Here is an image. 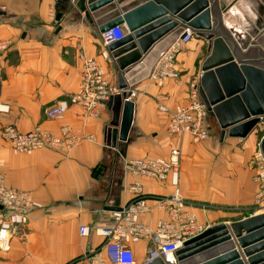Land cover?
Segmentation results:
<instances>
[{
  "label": "crops",
  "instance_id": "1",
  "mask_svg": "<svg viewBox=\"0 0 264 264\" xmlns=\"http://www.w3.org/2000/svg\"><path fill=\"white\" fill-rule=\"evenodd\" d=\"M254 6L253 0H239L226 14L225 25L239 36L250 32L245 37L248 42H243L246 46L256 39L264 48V15L256 13ZM58 11L62 12L60 20ZM0 38L11 42L0 56V103L4 105L0 110L1 168L8 186L30 192L41 204L16 228L10 247L0 245V264H69L79 260L90 248L103 245L105 238L95 226L109 222L114 207L130 200L136 181L153 205L143 221L155 226L166 216V210L156 204L157 198L172 193L176 186L134 175L126 164L144 156H168L175 146L182 152L178 188L194 203L192 209L201 221L208 226L229 223L264 211L251 162L262 132L255 130L246 138L225 134L221 139L220 126L208 111L209 138L195 142L189 133H168L170 111L189 101L190 84L200 80L203 57L198 67L195 61L203 45L208 49L207 40L193 35L184 43L176 62L177 77L159 84L149 74L131 86L133 125L127 141L111 147L106 142V128L119 122L121 105H106L97 116L79 104H70L62 119L46 113L77 90L82 50L95 57L120 88L117 64L95 22L70 0H0ZM9 124L22 131L40 124L52 132L70 125L82 139L70 150L41 148L16 153L2 133ZM82 225L90 227L87 235L81 234ZM130 246L144 263L149 242L140 240Z\"/></svg>",
  "mask_w": 264,
  "mask_h": 264
},
{
  "label": "water",
  "instance_id": "2",
  "mask_svg": "<svg viewBox=\"0 0 264 264\" xmlns=\"http://www.w3.org/2000/svg\"><path fill=\"white\" fill-rule=\"evenodd\" d=\"M237 1L70 0L100 33L119 24L127 28L122 38L106 45L117 64L120 87L107 106H122L119 122L106 128L107 145L117 147L129 137L135 113L131 86L149 76L161 52L190 30L208 42L198 89L220 126L221 139L225 134L246 138L258 128L264 115V48L256 39L243 44L250 32L239 36L226 27V14ZM253 1L256 13L264 15V0ZM61 16L58 11L56 18ZM259 147L264 154V134ZM147 264H264V211L209 225L173 257L162 254Z\"/></svg>",
  "mask_w": 264,
  "mask_h": 264
},
{
  "label": "built area",
  "instance_id": "3",
  "mask_svg": "<svg viewBox=\"0 0 264 264\" xmlns=\"http://www.w3.org/2000/svg\"><path fill=\"white\" fill-rule=\"evenodd\" d=\"M127 33L124 24H119L101 33L105 45L122 38ZM194 33L190 30L186 35L180 34L155 61L150 77L162 84L168 78L177 77V56L184 43ZM10 40L0 38V56L9 48ZM104 56L111 57L104 51ZM79 57L82 61V71L78 88L68 96L46 110L48 117L64 118L70 104H79L86 108L90 115H99L107 105L110 96L119 92V88L110 80L108 74L98 62L83 50ZM201 76V73H200ZM192 83L189 101L176 105L169 113L167 130L170 135L189 133L195 142L209 138L207 124V107L202 100L198 84ZM133 94V93H132ZM4 105L0 103V110ZM260 125H264V115ZM3 136L16 153H32L41 148H56L70 150L75 147L82 137L70 125H64L58 132H52L38 124L34 128L22 131L15 125H6L2 130ZM181 149L173 147L168 156H144L127 162V169L137 176L150 177L160 181H170L175 190L157 198L156 204L166 210V216L160 218L155 226L143 221V217L152 209L148 198L143 192V186L136 181L132 185L133 195L120 210L113 212L112 219L104 225H96L95 231L104 236L103 245L90 248L79 260L69 264H147L157 256L173 257L177 249L191 237L203 232L207 224L201 221L192 204L178 188L181 161ZM251 162L256 170L259 181L258 197L264 204V154L260 147L254 152ZM0 161V245L9 248L12 234L17 227L25 224L31 210L41 206L32 194L8 186ZM90 227L82 225V235L89 233ZM147 240L144 263H141L130 246L131 242ZM106 249V250H105Z\"/></svg>",
  "mask_w": 264,
  "mask_h": 264
},
{
  "label": "rangeland",
  "instance_id": "4",
  "mask_svg": "<svg viewBox=\"0 0 264 264\" xmlns=\"http://www.w3.org/2000/svg\"><path fill=\"white\" fill-rule=\"evenodd\" d=\"M183 48V47H182ZM182 50V49H181ZM181 50H180V52H181ZM179 52V53H180ZM209 53V50L207 49V45L205 46V45H203L202 46V48H201V53H200V55H199V57L196 59V61H195V64H197L196 66L198 67L199 66V60H201L202 59V57H203V60L205 59V57L207 56V54ZM179 55V54H178ZM177 59H178V56H177ZM177 59H176V62H177ZM203 62V61H202ZM177 70H179L178 68H177ZM193 83V82H192ZM195 83V82H194ZM191 86H192V84H190V89H189V92H190V90H191ZM257 131H259L260 132V134H261V132L264 134V125H259L258 126V128L256 129ZM262 134V135H263ZM201 142V141H200ZM258 148H259V146H258ZM257 148V149H258ZM259 202V201H258ZM262 203V202H261ZM206 207H209L210 205L209 204H207V205H205ZM213 207H215V206H213ZM243 213H245V212H242V214ZM236 216V215H235Z\"/></svg>",
  "mask_w": 264,
  "mask_h": 264
},
{
  "label": "bare ground",
  "instance_id": "5",
  "mask_svg": "<svg viewBox=\"0 0 264 264\" xmlns=\"http://www.w3.org/2000/svg\"><path fill=\"white\" fill-rule=\"evenodd\" d=\"M238 1H239V0H238ZM238 1H237V2H238ZM243 1H244V0H243ZM237 2H236V3H237ZM236 3H235V4H236ZM235 4H234V5H232V7H233V6L235 7ZM232 7H231V8H232ZM234 9H235V8H233V12H234ZM229 12L231 13V12H232V10L230 9V10H229ZM197 84H198V83H197Z\"/></svg>",
  "mask_w": 264,
  "mask_h": 264
}]
</instances>
